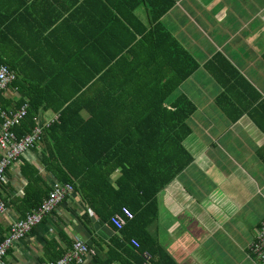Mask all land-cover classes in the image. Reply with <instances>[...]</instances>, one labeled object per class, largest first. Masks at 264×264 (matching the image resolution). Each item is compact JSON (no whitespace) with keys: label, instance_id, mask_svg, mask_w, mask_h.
<instances>
[{"label":"crops","instance_id":"0c3cea01","mask_svg":"<svg viewBox=\"0 0 264 264\" xmlns=\"http://www.w3.org/2000/svg\"><path fill=\"white\" fill-rule=\"evenodd\" d=\"M1 29L18 35L3 50L13 55L18 47L13 70L22 85L0 95L6 109L25 102L28 90L76 92L72 85L48 88L49 81L69 73L88 77V62L97 70L113 53L145 63L147 76L158 72L160 92H171L167 108H182L181 99H188L195 111L181 127L185 168L157 193L158 215L146 229L169 264H260L251 245L264 220V0H0ZM48 146L45 140L26 150L6 170L0 242L58 182L53 164L45 165ZM120 175L119 168L112 179ZM91 185L73 184L0 264L51 262L75 237L94 250L81 264H119L110 258L122 234L111 217L100 219L86 205L82 190ZM111 186L118 192L103 185L99 203L135 202V184ZM129 213L114 214L128 222Z\"/></svg>","mask_w":264,"mask_h":264},{"label":"trees","instance_id":"16d2710c","mask_svg":"<svg viewBox=\"0 0 264 264\" xmlns=\"http://www.w3.org/2000/svg\"><path fill=\"white\" fill-rule=\"evenodd\" d=\"M6 41L18 43V35L13 30H0V63L15 72L18 47L14 49L15 55H10L3 50ZM117 56V53L108 55L97 70L88 62V77L69 73V77H52L49 81L48 88L72 85L76 92L51 95L28 90L23 95L26 101L17 106L27 105L26 116L12 131L20 138L33 128L35 117L43 119V111L59 114V120L44 129L40 141L46 140L49 145L50 156L45 165L53 164L57 183L72 187L92 184L91 189L84 187L82 197L100 219H109L121 209L123 213L130 212L125 214L129 221L117 228L122 236L112 247L115 254L111 262L146 264L145 252H149L151 264H167L165 250L146 227L158 215L157 193L185 168L180 153L186 151L183 140L187 133L183 136L181 127H186L195 106L182 98V108H167L171 92H160L158 72L156 76H147L151 71H146L145 63H127L117 60ZM193 71L192 66L190 73ZM13 85L22 87L18 86L17 77L10 87ZM52 102L59 107L47 108ZM0 106L8 108L5 104ZM119 168L121 175L113 180ZM111 184H135V202L120 199L99 203L98 199L106 192L103 185L117 191ZM170 264H174L172 260Z\"/></svg>","mask_w":264,"mask_h":264},{"label":"built area","instance_id":"2783aa9c","mask_svg":"<svg viewBox=\"0 0 264 264\" xmlns=\"http://www.w3.org/2000/svg\"><path fill=\"white\" fill-rule=\"evenodd\" d=\"M16 79L15 73L5 64L0 63V95ZM27 105L23 104L17 108L4 109L0 107V182L4 174L19 156L26 150L41 143L43 131L46 127L59 120L60 115L54 114L51 119L34 118L35 125L26 134L17 138L12 128L26 116ZM73 191L72 185L68 183H56L49 195L43 202L32 211H28L22 218H18L10 224L8 233L0 242V258L4 256L10 245L24 237L33 227L39 225L43 218L55 209ZM5 210V202L0 198V212ZM111 221L116 228H122L125 220L119 215L111 216ZM259 262L264 264V220L257 227L256 237L251 245ZM94 250L80 237L72 240L69 250L64 252L58 259L44 264H81L87 254H93ZM146 264H151V255L145 252Z\"/></svg>","mask_w":264,"mask_h":264},{"label":"rangeland","instance_id":"374dc122","mask_svg":"<svg viewBox=\"0 0 264 264\" xmlns=\"http://www.w3.org/2000/svg\"><path fill=\"white\" fill-rule=\"evenodd\" d=\"M15 75L17 76V80L20 81V79H18V70L16 71ZM9 88V87H8ZM8 90V89H7ZM5 175V174H4ZM3 181V180H2Z\"/></svg>","mask_w":264,"mask_h":264}]
</instances>
